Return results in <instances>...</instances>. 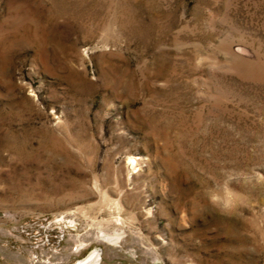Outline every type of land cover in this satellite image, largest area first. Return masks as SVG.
Listing matches in <instances>:
<instances>
[{
    "label": "rangeland",
    "instance_id": "obj_1",
    "mask_svg": "<svg viewBox=\"0 0 264 264\" xmlns=\"http://www.w3.org/2000/svg\"><path fill=\"white\" fill-rule=\"evenodd\" d=\"M264 264V0H0V264Z\"/></svg>",
    "mask_w": 264,
    "mask_h": 264
},
{
    "label": "built area",
    "instance_id": "obj_2",
    "mask_svg": "<svg viewBox=\"0 0 264 264\" xmlns=\"http://www.w3.org/2000/svg\"><path fill=\"white\" fill-rule=\"evenodd\" d=\"M99 258L95 255V256H92L91 259L88 261V262H85V263H76V264H97Z\"/></svg>",
    "mask_w": 264,
    "mask_h": 264
}]
</instances>
